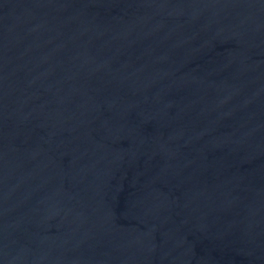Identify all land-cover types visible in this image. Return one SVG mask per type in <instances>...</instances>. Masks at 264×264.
Masks as SVG:
<instances>
[{"label": "water", "instance_id": "95a60500", "mask_svg": "<svg viewBox=\"0 0 264 264\" xmlns=\"http://www.w3.org/2000/svg\"><path fill=\"white\" fill-rule=\"evenodd\" d=\"M0 264H264V0H0Z\"/></svg>", "mask_w": 264, "mask_h": 264}]
</instances>
